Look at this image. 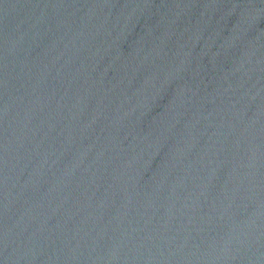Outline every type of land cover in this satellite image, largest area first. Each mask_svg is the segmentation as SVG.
<instances>
[{"label": "water", "instance_id": "1", "mask_svg": "<svg viewBox=\"0 0 264 264\" xmlns=\"http://www.w3.org/2000/svg\"><path fill=\"white\" fill-rule=\"evenodd\" d=\"M0 264H264V0H0Z\"/></svg>", "mask_w": 264, "mask_h": 264}]
</instances>
